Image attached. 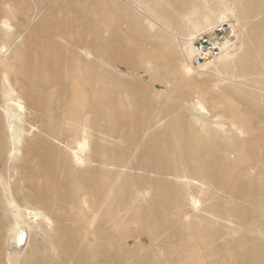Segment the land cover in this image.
<instances>
[{
	"label": "bare ground",
	"instance_id": "obj_1",
	"mask_svg": "<svg viewBox=\"0 0 264 264\" xmlns=\"http://www.w3.org/2000/svg\"><path fill=\"white\" fill-rule=\"evenodd\" d=\"M228 17L208 97L136 78ZM0 222V264H264V0H0Z\"/></svg>",
	"mask_w": 264,
	"mask_h": 264
},
{
	"label": "rangeland",
	"instance_id": "obj_2",
	"mask_svg": "<svg viewBox=\"0 0 264 264\" xmlns=\"http://www.w3.org/2000/svg\"><path fill=\"white\" fill-rule=\"evenodd\" d=\"M228 18L234 19L232 17H228ZM216 23H217V21L213 25H215ZM238 31H239V35L241 36L239 27H238ZM183 38H188V37L186 35L185 36L179 35L176 38L177 43H179V47L183 46V44H184L183 42L185 40ZM241 42H242V38L240 37V44H238L234 48H230L229 52L232 54H236L238 51V53H239V50H240L239 48L241 46ZM193 46H194V44H193ZM162 50H168V47L163 46ZM152 57L156 58L159 61L158 69L152 70V71H154L156 74H158V76H160V78L162 80L174 81L175 86H176V87H173L172 93L169 94V91L171 89V82H169L170 85L168 87V84L166 82H162L159 79H157L156 77H155V80H152V79H150V76H151L150 74H148L147 72H144V70H140L137 73L136 78L138 80H140L145 86L149 87L151 89V92L156 94L157 99H159L160 101L166 100V99L171 101V99L172 100L174 99L176 104H177L176 110L182 111L185 109L184 103L186 101V96H183V94H182L183 91H185V90L189 91L190 98H193L194 96H198V95L204 96V97L209 96L205 92H202V89L203 90L204 89H210L213 87V84L215 81V74L209 73L212 70L213 66L208 65V64H206L202 68H198V67L193 66L194 70L190 71L189 73L187 72L188 74L184 73V77H181L183 75H180L179 73H173V69L167 65V59H166L165 53L163 51H155L152 54ZM185 60H186V58H185ZM187 63L192 64L191 61H187ZM218 66L220 68H222V65H218ZM224 73L225 72L223 70H221L220 74L223 75ZM168 88H169V90H167ZM238 104L240 105L239 102L235 101V105L237 106ZM216 105L221 107V108H219V111L222 113L223 109H224V106H223L224 104L223 103L220 104V102H219ZM241 107H242V104H241ZM209 108L213 109L214 107H209ZM217 110H218V108H217ZM222 117H223V119H227L226 116L223 114H222ZM245 205L248 206V204H245ZM0 224H1V228L4 229L5 225L2 222H0ZM123 232H125V231H123ZM129 232L131 234H134L133 229L129 230ZM149 235L154 237V238H156V237L167 238L170 236V233L169 232L161 233V232H155V230H150ZM121 238H122V235H121ZM142 241L148 243V236L144 237ZM129 243L134 245V243H135L134 239L133 238L129 239ZM152 247H153V245L151 247H148V248L150 250H153V251L157 250L158 253H163V254H160L161 256H165L171 250L170 246H168L164 243H159V242H157V245H155L154 248H152ZM173 252H177V249L175 247H173ZM228 252H231V250H228Z\"/></svg>",
	"mask_w": 264,
	"mask_h": 264
},
{
	"label": "built area",
	"instance_id": "obj_3",
	"mask_svg": "<svg viewBox=\"0 0 264 264\" xmlns=\"http://www.w3.org/2000/svg\"><path fill=\"white\" fill-rule=\"evenodd\" d=\"M237 30L236 21L228 18L197 35L193 40L195 55L191 60L192 65L202 68L220 56L227 42H237Z\"/></svg>",
	"mask_w": 264,
	"mask_h": 264
}]
</instances>
